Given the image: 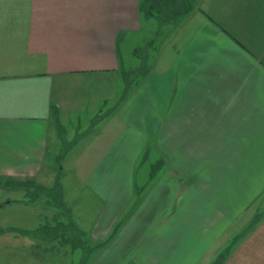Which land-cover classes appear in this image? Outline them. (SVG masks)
I'll return each instance as SVG.
<instances>
[{"label":"crops","instance_id":"0c3cea01","mask_svg":"<svg viewBox=\"0 0 264 264\" xmlns=\"http://www.w3.org/2000/svg\"><path fill=\"white\" fill-rule=\"evenodd\" d=\"M196 1L128 88L122 42L151 21L142 0H0V183L52 174L57 82L105 87L94 118L123 94L80 138L95 162L88 227L76 208L96 252L84 264H235L252 241L264 258V0ZM24 243L21 264H52Z\"/></svg>","mask_w":264,"mask_h":264},{"label":"rangeland","instance_id":"374dc122","mask_svg":"<svg viewBox=\"0 0 264 264\" xmlns=\"http://www.w3.org/2000/svg\"><path fill=\"white\" fill-rule=\"evenodd\" d=\"M142 14L146 15L144 10ZM143 18L145 29L137 38L129 39L125 46L122 42L126 64L120 81L122 86L128 88L134 86L150 69L153 57L166 35L163 32L164 25H160L158 18L150 17V22H147L146 17ZM95 83L98 82L85 76L66 77L57 82L55 89L67 113L63 117L60 135L53 138L51 151L43 167L44 173L51 169L52 174H49L50 171L46 179L21 181V187H17L19 184L0 183V200L13 199L12 203H5L3 207L0 203V264H21V256L11 252L23 249L25 241L27 247L39 249L40 252L34 255L43 254L52 264H69L70 261L89 263L96 253L92 251L87 256L88 248L93 246L92 237L86 232L82 234L83 229L77 223V211L80 210L77 207H84L80 211L85 213L82 219L85 227L95 215L94 210L85 208V204L91 200L86 181L95 162L88 160L84 151L85 142L80 138L93 132L95 126L99 128L103 118L101 113L104 112L105 117V113L120 103L123 94L118 92L116 97L113 94L103 112H97L94 118L88 110L97 111L98 104L103 101L99 95L106 92L105 87L96 86ZM72 110H77V115L69 113ZM254 245L255 241L246 245L232 263L263 264L264 258L260 256L262 249Z\"/></svg>","mask_w":264,"mask_h":264},{"label":"trees","instance_id":"16d2710c","mask_svg":"<svg viewBox=\"0 0 264 264\" xmlns=\"http://www.w3.org/2000/svg\"><path fill=\"white\" fill-rule=\"evenodd\" d=\"M197 5L196 0H142L141 8L149 17L159 19L160 25H178ZM223 256L213 264H220Z\"/></svg>","mask_w":264,"mask_h":264}]
</instances>
